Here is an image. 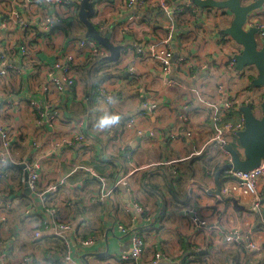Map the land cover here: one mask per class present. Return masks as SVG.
<instances>
[{
	"label": "crops",
	"instance_id": "1",
	"mask_svg": "<svg viewBox=\"0 0 264 264\" xmlns=\"http://www.w3.org/2000/svg\"><path fill=\"white\" fill-rule=\"evenodd\" d=\"M127 1L99 0L94 5L90 20L101 32L112 31V42L124 48L118 60L109 61L114 68L111 77L92 91L98 79L94 71L83 73L91 54L78 45L87 38L78 0H0V125L10 130L13 143L9 157L0 159V262L7 258V264H51L45 256L60 254L63 264H99L107 255L127 252L131 236L118 228L116 220L129 223L123 206L136 198L150 217L132 227L145 233L143 263L158 252L171 261L157 264H238L239 260L264 264V252L247 248L250 242L264 245V189L258 187L257 212L252 210V195L208 194L216 188L221 169L222 190L236 182L224 169L230 155L219 143L210 142L221 128L214 113L228 110L226 120L243 125L240 106L250 102L257 112L264 95L263 86L247 89L248 71L230 65L242 50L223 32L232 13L200 8L195 0H134L131 7ZM162 1L171 13L161 7ZM188 1L196 10L186 7ZM56 13L58 20L40 24ZM138 47L144 49L143 55L136 52ZM168 51L172 64L181 63L172 65L171 71L163 65ZM104 52L109 54L108 49ZM67 55L79 60L77 80L71 89L59 91L48 81L50 75L62 77L55 64L64 63ZM5 58L8 63L3 65ZM131 66L134 78L129 75ZM222 85L226 93H220ZM107 96L112 100L106 101ZM228 97L233 102L230 109L224 101ZM32 101L41 105L43 116ZM146 102L157 108L142 116ZM185 114L192 136L170 140ZM111 117H120L121 124L102 126ZM129 117H135V123L127 125ZM121 125L122 148L114 151L113 136L107 133ZM77 132L86 134L85 143L74 145ZM225 138L242 151L237 133ZM108 157L114 161H106ZM35 161L40 164V189L66 181L46 196L48 206L58 208L56 220L76 224L79 238L100 236L89 247L72 241L70 262L65 261L67 248L60 237L45 231L41 238L34 236L46 217L40 201L25 186L26 163ZM91 172L108 177V183L128 175L131 193L119 187L106 205L90 203L89 195L101 189L99 181L90 180ZM31 204L35 209L28 212ZM234 230L240 232L241 242H225V235ZM53 240L61 243V253Z\"/></svg>",
	"mask_w": 264,
	"mask_h": 264
},
{
	"label": "built area",
	"instance_id": "2",
	"mask_svg": "<svg viewBox=\"0 0 264 264\" xmlns=\"http://www.w3.org/2000/svg\"><path fill=\"white\" fill-rule=\"evenodd\" d=\"M49 1V0H47ZM82 0H78L80 3ZM253 2V0H249V3ZM134 3V0H128L127 4L131 7ZM247 4V3H246ZM79 9V6H76ZM161 7L168 12H172V10L168 7V5L162 1ZM187 8H191L196 10V5L192 1H188L186 4ZM75 9V8H74ZM182 10H177L176 13H180ZM15 16L20 19L18 13H14ZM264 2L263 4L255 11L251 12L248 16V19L245 23V28L249 29L254 27L258 30L257 37L259 41L264 43ZM59 19V14H54L51 16L45 17L41 21V25H50L56 20ZM7 22V21H5ZM23 22V21H22ZM79 47L86 51L85 49H89V52L92 57H103L105 56L104 47L98 45V42L93 38H84L79 41ZM136 52L140 55L144 54V49L141 47L136 48ZM171 53L168 51L166 53V58L163 60V65L167 71H171V66L175 65L176 67L179 66L181 63L180 61H176V64H172L170 61ZM2 64L6 65L8 63L7 59H2ZM78 64L79 60L77 61L75 57L72 55H67V59L64 63H56L55 68L62 70V77L57 78L53 75H50L48 83L54 85L59 91H64L65 89H71L77 80V71H78ZM230 65L232 69H236V60H231ZM112 68L110 66L109 69L105 71H110ZM129 75L131 78H134L136 75V70L134 66L129 67L128 69ZM46 88H49L47 86ZM220 93H226V89L220 86ZM106 101H111L112 96H107ZM88 101L87 98H84V103ZM226 109H230L233 106V102L228 98L225 100ZM31 104L35 107L36 111L40 116L44 115V111L41 105L36 102L32 101ZM157 108V104L154 102H146L143 104L142 109V116H147L148 114L154 112ZM217 112L214 113V119L217 123H220L221 128L217 133L216 137L210 139V142L214 141L215 143H219L224 148L225 144H229L225 138V135L228 133H237L239 130L244 128V124H234L231 121L226 120L228 110H224V112ZM182 123L178 128L170 133V140H177L181 137L192 136V129L190 125V118L187 114L181 116ZM127 125L135 123V117H129L126 119ZM121 124V119L119 117L116 125ZM124 126L118 127L115 132H108L109 136H113V139L110 141L112 149L116 151L118 148H122V135H123ZM140 133V131H139ZM0 138L2 139V150L0 151V159L5 160L11 154L13 149V143L10 136V130L7 127L0 125ZM74 141V145L82 144L87 141L86 134L81 132H77L74 134L72 138ZM226 152L230 155V153L226 150ZM231 159V155H230ZM40 164L39 162L35 161L33 163H26V170L28 172V183L31 189V193L34 194L35 198L38 199L45 211L46 217L42 220L41 229H36L34 232V236L36 238H41L43 236L44 231L50 232L49 234L55 235L60 237L66 245L67 254L65 257V261L70 262L72 259L71 251L72 246L71 242L75 241L78 242L82 247H89L95 245L99 242L100 236L99 235H92L86 239L79 238L78 235V227L76 224L68 225L66 223H59L56 220V214L58 211L57 207H49L48 201L46 199L48 192H57L60 187L65 184V179H61L55 184L48 186L45 190L40 189L39 181H40ZM229 177L232 179H236V182H232L230 187L221 191L220 195L223 197H231L234 194L239 195H252L253 196V205L252 210L254 212L259 211L261 206V199L258 194V187H262L264 189V161L260 164V166L254 170L243 172V171H233L232 169H228L227 172ZM96 179L99 181L101 185V189L98 193L90 194L89 201L92 204L97 205H106L109 198L113 196V194L117 191L119 187H123L127 190L128 193H131V185L129 181L128 175H119L117 178L113 179L111 183H108V177L100 176L95 172H91L90 180ZM208 194H212L211 191H208ZM35 204H31V207L28 209V212H31L35 209ZM124 212L129 216V223H122L120 220H116V224L118 228L123 232L127 233L131 236L132 246L131 248L124 253L119 255H107L104 261H100L99 264H157L158 261H171V257L167 254H161L158 252L154 253L152 260L149 263H143L141 257L146 247V237L145 233L141 231L133 230V226L137 224L140 220H145L146 222L150 221V217L147 215L143 205L136 199L131 198L129 199L125 205L123 206ZM2 220H5L4 217H1ZM198 223L205 224L206 221L196 218L195 220ZM225 242L227 243H240L242 238L239 231H232L225 235ZM247 248H250L256 252H264V245L257 246L254 243H249ZM31 259L28 258L26 261H30ZM0 264H7V258H2ZM73 264H82L80 262H75ZM184 264V263H181ZM255 264V263H251Z\"/></svg>",
	"mask_w": 264,
	"mask_h": 264
},
{
	"label": "water",
	"instance_id": "3",
	"mask_svg": "<svg viewBox=\"0 0 264 264\" xmlns=\"http://www.w3.org/2000/svg\"><path fill=\"white\" fill-rule=\"evenodd\" d=\"M97 1L99 0H82L79 7V18L87 28L85 36L95 39L109 50V54L103 56L102 61H116L124 45H115L112 42V31L103 33L90 20L95 12L94 5ZM263 2L264 0H255L246 4L243 0H195L200 8L226 9L232 13L233 19L223 32L242 47L241 52L235 55L237 69L240 72H244L248 67L256 69L257 74L252 80V85L256 87H264V43L257 37L258 30L254 27L246 29L245 23L249 14L257 10ZM240 109L244 116V128L237 132V136L242 151L230 144H225L224 149L230 153L231 159L224 169L248 172L258 168L264 161V95L260 103L261 115L256 113L252 104L242 105ZM221 172L222 169L216 174V188L211 191L215 194H221L222 191ZM25 186L30 188L27 170H25ZM31 192L29 190V195ZM234 204L237 205L236 200Z\"/></svg>",
	"mask_w": 264,
	"mask_h": 264
},
{
	"label": "trees",
	"instance_id": "4",
	"mask_svg": "<svg viewBox=\"0 0 264 264\" xmlns=\"http://www.w3.org/2000/svg\"><path fill=\"white\" fill-rule=\"evenodd\" d=\"M77 6H79V5H77ZM93 66H96V67H95V69L93 68V70H92L91 67H93ZM110 66L114 70L113 66L111 65V63L109 61H102V57H92V56H90V58L87 59V61L85 62V65H84L83 73L94 71L95 74L97 75V79H98V81L95 82V86L91 87L92 91L95 90L96 85H98L101 82H103L106 78H110L111 77V73L113 71L112 72L105 71L106 69H109ZM248 68H250V67H248ZM248 68L244 72L248 71ZM98 72H103V73L101 75H98ZM249 75H251V74H249ZM248 77H249L250 86L247 89L249 90L251 88H256V86L252 85V80L254 79L255 76H248ZM86 87H87V85H86ZM243 105H251V103L250 102L249 103L243 102ZM235 106H237V104ZM106 161L112 162V161H114V158L113 157H108ZM99 172L101 174V171H99ZM84 235L87 236L88 234H84ZM53 241H55V240H53ZM55 243L57 245L58 251L61 253L62 252L61 243L58 240H56ZM239 247L242 248L241 246H239ZM61 257L62 256L60 254H56L55 256H45V260L49 259L51 264H63V262L61 261ZM240 261L241 260H239V262L238 261H236V262L238 264H241ZM44 262L46 264V261H44ZM249 262H252V260L249 261Z\"/></svg>",
	"mask_w": 264,
	"mask_h": 264
},
{
	"label": "rangeland",
	"instance_id": "5",
	"mask_svg": "<svg viewBox=\"0 0 264 264\" xmlns=\"http://www.w3.org/2000/svg\"><path fill=\"white\" fill-rule=\"evenodd\" d=\"M249 74H251V75H249ZM255 74H257V71H256V69L254 68V67H250V68H248V75L249 76H255ZM264 89V88H263ZM245 90H247L246 88H245ZM258 115H261V110H260V108L257 110V112H256ZM227 257V256H226ZM245 262V260H242V263H244Z\"/></svg>",
	"mask_w": 264,
	"mask_h": 264
},
{
	"label": "clouds",
	"instance_id": "6",
	"mask_svg": "<svg viewBox=\"0 0 264 264\" xmlns=\"http://www.w3.org/2000/svg\"><path fill=\"white\" fill-rule=\"evenodd\" d=\"M119 117H111V118H107L104 121L101 122L102 126L104 125H108V124H113L116 123L118 121Z\"/></svg>",
	"mask_w": 264,
	"mask_h": 264
}]
</instances>
